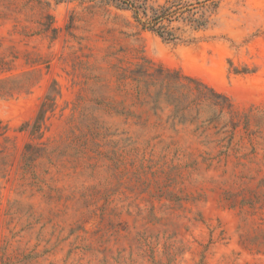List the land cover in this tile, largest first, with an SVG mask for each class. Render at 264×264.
<instances>
[{"label": "rangeland", "instance_id": "rangeland-1", "mask_svg": "<svg viewBox=\"0 0 264 264\" xmlns=\"http://www.w3.org/2000/svg\"><path fill=\"white\" fill-rule=\"evenodd\" d=\"M174 26L0 0V264H264V0Z\"/></svg>", "mask_w": 264, "mask_h": 264}, {"label": "trees", "instance_id": "trees-1", "mask_svg": "<svg viewBox=\"0 0 264 264\" xmlns=\"http://www.w3.org/2000/svg\"><path fill=\"white\" fill-rule=\"evenodd\" d=\"M112 2L117 9L130 11L135 26L141 31H149L163 41L174 42L182 39L174 23H183L195 31L205 29L211 23L220 0H164L160 4H153L149 0H112ZM183 77L226 99L199 79L187 75ZM41 113L32 124L33 130L39 127L42 120Z\"/></svg>", "mask_w": 264, "mask_h": 264}]
</instances>
